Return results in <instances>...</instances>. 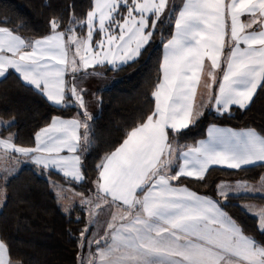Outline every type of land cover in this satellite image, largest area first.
<instances>
[{"label":"snow or ice","instance_id":"1","mask_svg":"<svg viewBox=\"0 0 264 264\" xmlns=\"http://www.w3.org/2000/svg\"><path fill=\"white\" fill-rule=\"evenodd\" d=\"M67 8L68 26L61 30L63 16L54 15L49 33L36 39L0 26V79L14 73L55 108L77 110L67 118L53 115L34 133L31 147L15 142L10 131L14 118H0V178L5 185L25 163L41 173L55 171L68 183L85 181L86 154L95 133L81 85L99 75L88 70L135 62L167 21L174 30L161 41L159 76L151 93L154 107L95 165L93 195L79 194L89 216L78 241L89 252L78 257L79 264H264V205L242 206L257 217L260 239L225 210L230 195L264 193V175L258 185L221 181L214 196L180 183L182 178L203 182L214 166H264V134L211 125L206 140L175 143L200 121L205 108L230 114L233 106L246 109L264 90V0H183L181 5L92 0L83 19L76 18L74 4ZM77 27H85L86 35L78 36ZM201 88L207 100L197 103ZM51 186L60 203L63 186ZM62 211L70 214L71 208L62 206ZM101 211L110 216L104 234L89 238ZM0 264H22L11 260L2 238Z\"/></svg>","mask_w":264,"mask_h":264},{"label":"trees","instance_id":"2","mask_svg":"<svg viewBox=\"0 0 264 264\" xmlns=\"http://www.w3.org/2000/svg\"><path fill=\"white\" fill-rule=\"evenodd\" d=\"M92 0H0V26L14 29L26 40L42 37L49 33V19L62 15L61 30L69 24V4L75 5V16L83 19L91 7ZM173 27L165 21L158 27L152 43L135 61L120 68L105 67V73L114 78L112 85L98 91L102 103L95 115V133L86 154V179L80 184L68 183L55 171L41 173L33 165L22 167L10 177L4 186V198L0 207V238L10 248V258L22 264H79V256H87L89 248L78 246L80 233L88 223L86 208L80 203L72 205L70 214L62 211L57 202L50 180H57L76 191L87 195L93 190L96 179L95 165L100 158L118 144L126 131L138 123L144 114L154 107L151 96L159 76V64L163 55L161 41L168 38ZM76 31L84 35L85 27ZM94 39H99L95 36ZM222 75V74H221ZM75 108L57 109L29 86L24 85L16 74L0 80V118L15 119L10 129L16 134L15 142L20 146L34 145L33 136L45 126L53 115L71 117ZM211 124L238 129L252 128L264 134V90H258L246 109L234 106L230 114L218 115L214 108L204 110L200 121L177 138L178 145H195L206 136ZM8 135V132H2ZM264 174V166L256 165L241 170L213 167L201 182L182 178L180 183L187 185L199 194L214 196L216 186L221 181L256 182ZM258 195H230L225 210L239 221L247 234L256 235L257 218L244 211L241 204L246 201H263ZM224 203V201H222ZM93 227L90 229L89 238ZM96 251L93 244L90 249Z\"/></svg>","mask_w":264,"mask_h":264},{"label":"crops","instance_id":"3","mask_svg":"<svg viewBox=\"0 0 264 264\" xmlns=\"http://www.w3.org/2000/svg\"><path fill=\"white\" fill-rule=\"evenodd\" d=\"M172 2V1H171ZM182 2H183V0H178V2L176 3V5H181L182 4ZM173 3V2H172ZM243 19L246 21L247 19H248V17L247 16H245V17H243ZM77 33V32H76ZM84 35H86V33L84 34ZM84 35H79L78 34V36H84ZM206 63H208L207 61H206ZM105 67H111V68H113L112 66H108V65H105V66H98V67H96L95 69H89L88 71H90V72H97V73H99V75H93V76H90V77H88L86 80H84L83 81V83H82V87H84V88H86V90H87V94H86V96H85V100L88 102V111L92 114V115H94L93 117H95V115L98 113V107H99V104L96 102V98L97 97H99L98 96V91H100L101 89H104V88H106V87H108V86H110V85H112L113 84V82H114V78L112 77V76H110V75H107L106 73H105ZM80 75H83V73H81ZM68 79H71V77L69 76L68 77ZM1 80V79H0ZM78 83H79V81H78ZM234 107V106H233ZM215 110V109H214ZM65 118H67V117H65ZM211 125H216L217 127H221V128H230V129H232V130H235V131H241V130H246V129H249V128H246V129H238V128H233V127H229V126H222V125H218V124H211ZM210 125V126H211ZM209 128V127H208ZM252 129V128H251ZM207 139V132H206V136L204 137V138H202V139H200V140H206ZM199 140V141H200ZM28 165H31V164H29V163H25V164H21V165H19L18 166V168H17V171H16V173L22 168V167H24V166H28ZM214 167H220V168H226V167H221V166H214ZM248 167H252V166H248ZM15 173V174H16ZM264 175V174H263ZM0 180H3L2 178H0ZM239 181H241V180H239ZM229 182V181H228ZM236 182V181H235ZM235 182H229V183H232V184H234ZM248 182V181H247ZM258 182H259V180L258 181H256V182H249V183H251V184H253V185H258ZM66 190H69V186H65L64 187ZM236 195H240V194H236ZM250 195H258V196H262V197H264V193H259V194H250ZM3 199V198H2ZM1 199V201H0V207H1V204H2V200ZM64 201H66V197H64ZM61 204H62V206L64 205L62 202H60ZM77 203H79V202H77ZM246 205H264V200L263 201H260V202H256V201H246V202H243L242 204H241V207L242 206H246ZM71 207V206H70ZM86 208V207H85ZM242 209L245 211V209L242 207ZM254 211H259V209L257 208V209H255ZM106 212L107 211H101L100 213H99V215H100V217L101 216H104L105 214H106ZM251 214V213H250ZM253 215V214H252ZM255 216V215H254ZM256 217V216H255ZM257 218V217H256ZM100 222V221H99ZM104 229H105V227L104 226H102L101 227V229L100 230H98V235L99 236H102L103 234H104ZM94 231H95V229H94V226H93V231H92V233H94Z\"/></svg>","mask_w":264,"mask_h":264},{"label":"rangeland","instance_id":"4","mask_svg":"<svg viewBox=\"0 0 264 264\" xmlns=\"http://www.w3.org/2000/svg\"><path fill=\"white\" fill-rule=\"evenodd\" d=\"M173 3H177L178 2V0H171ZM180 1V0H179ZM175 3V4H176ZM77 32V31H76ZM79 33L77 32V35H78ZM79 35H81V34H79ZM199 91V93L200 94H198V96H197V103H199L201 100H207V95L204 93V89H199L198 90ZM211 107V106H210ZM209 108V107H208ZM205 109H207V108H205ZM204 109V110H205ZM94 116V115H93ZM6 120V119H5ZM7 120H9V119H7ZM53 182H55L57 185H62L63 186V192H62V198H61V201L60 202H64L63 204V206H72V205H74L75 203H77V202H79L80 203V195L79 194H82V193H80V192H78V191H76L74 188H72V187H70L69 188V190H66L64 187L66 186V185H64L62 182H59V181H57V180H55V179H53V180H50V186L52 185V183ZM223 182H226V183H229L228 181H223ZM229 184H232V183H229ZM51 188H52V186H51ZM53 189V188H52ZM93 191H94V186H93V190L91 191V192H89L87 195H84V196H92L93 195ZM64 197H66V201H64ZM3 200V199H2ZM0 201H1V199H0ZM86 211H87V214H88V210H87V208H86ZM110 219V216L108 215V213L106 212V214L104 215V216H101L100 217V215H97V217H96V224L94 225V229H95V231H94V233H98V230H100L101 229V227L102 226H104V227H106V221L107 220H109ZM88 220H89V216H88ZM100 221V222H99ZM87 256H88V253H87ZM86 256V257H87Z\"/></svg>","mask_w":264,"mask_h":264}]
</instances>
